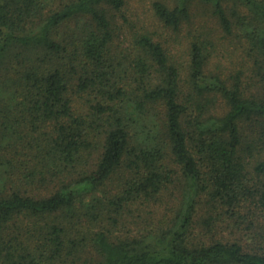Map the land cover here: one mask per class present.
I'll use <instances>...</instances> for the list:
<instances>
[{
	"label": "trees",
	"instance_id": "trees-1",
	"mask_svg": "<svg viewBox=\"0 0 264 264\" xmlns=\"http://www.w3.org/2000/svg\"><path fill=\"white\" fill-rule=\"evenodd\" d=\"M128 2L0 0V264H264V0Z\"/></svg>",
	"mask_w": 264,
	"mask_h": 264
},
{
	"label": "rangeland",
	"instance_id": "rangeland-1",
	"mask_svg": "<svg viewBox=\"0 0 264 264\" xmlns=\"http://www.w3.org/2000/svg\"><path fill=\"white\" fill-rule=\"evenodd\" d=\"M153 1L154 0H129L127 10L129 11V13L134 14L135 20L140 19L141 22H143V24L149 25L152 29H158L160 31H165L163 30V27L161 26V24H159L156 21L155 15L153 13V8H152ZM165 32H167L166 34H170L168 33V30ZM125 217H127L125 218L127 220L124 223L127 224L128 229H136L138 227L136 225L137 222L131 217V214H127L125 215ZM222 233H224V235H227L229 237L230 231L225 229V231H222Z\"/></svg>",
	"mask_w": 264,
	"mask_h": 264
}]
</instances>
